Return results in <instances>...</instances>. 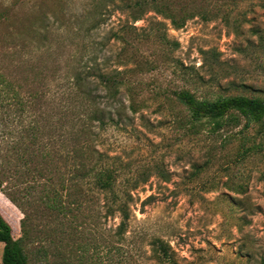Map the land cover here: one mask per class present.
<instances>
[{
    "label": "rangeland",
    "instance_id": "rangeland-1",
    "mask_svg": "<svg viewBox=\"0 0 264 264\" xmlns=\"http://www.w3.org/2000/svg\"><path fill=\"white\" fill-rule=\"evenodd\" d=\"M172 3L195 6L206 15H197L177 29L164 21L165 41L134 43L133 58L153 62L155 67L144 74L134 69L133 86L142 88L133 92L135 112L127 113L121 125L106 127L94 140L106 162L118 166L117 189L132 176L147 180L130 190L131 217L125 237L142 242L146 264H156L151 250L159 241L178 264H264V127L246 128L241 120L214 131L205 123L189 129L185 110L172 99L177 89L189 90L198 98L264 97V0ZM92 4L93 0H0L3 80L21 96L60 104L70 92L65 84L84 47L75 39V23ZM112 14L95 32L98 36L118 19L128 18L125 12ZM161 19L149 12L134 25L149 28ZM15 26L23 29L21 34L12 31ZM112 46V50L118 47ZM155 90L171 98L157 97ZM5 136L0 121L1 146ZM102 203L100 197L101 212ZM0 214L13 237H20L24 215L1 191ZM86 214L84 209L80 238L56 248L54 239L59 237L53 222L37 213L34 225H27L31 264H43L42 248L52 264L50 255H66L74 242L101 241L104 233L99 227L114 230L119 221L114 217L105 223L101 215L99 227L90 234ZM2 249L0 243V264ZM70 262L77 264L73 257Z\"/></svg>",
    "mask_w": 264,
    "mask_h": 264
},
{
    "label": "trees",
    "instance_id": "trees-1",
    "mask_svg": "<svg viewBox=\"0 0 264 264\" xmlns=\"http://www.w3.org/2000/svg\"><path fill=\"white\" fill-rule=\"evenodd\" d=\"M172 1L93 0L89 12L75 23L78 35L75 39L84 47H80L71 78L65 84L70 92L60 99V104L40 103L37 98L21 96L15 86L0 76V115L3 116L0 121L6 128L3 146L0 145V191L24 215L19 222L20 237L15 239L10 225L0 214L1 264H31L26 249L27 225H34L37 213L53 222L59 237L58 241L54 239L53 247L58 248L64 245L63 241L69 243L80 238L84 209L88 211L85 218L90 219L92 226L87 230L90 234L95 232V226L99 227L101 215L105 223L108 218L117 217L116 228L99 227L104 233L100 235L101 241L93 238L84 245L78 241L66 255L52 253V264H71L70 257L77 264H146L142 242L134 236L133 242L129 241L125 234L131 217L130 190L147 180L136 181L132 176L117 189L118 166L106 162L107 156L96 149L94 140L106 127L121 125L127 113L135 112L133 92L142 88L133 86L134 69L144 74L155 67L153 62L141 63L133 58L134 43L165 41L164 21L177 29L197 15H206L197 11L200 8H181ZM115 11L127 13L128 18L118 19L105 35L98 36L95 32L100 31ZM149 12L162 19L149 28H136L134 23L143 20ZM41 24L45 26V21ZM22 30L15 26L12 31L21 34ZM112 43L118 46L115 50ZM155 91L157 97L171 98L163 91ZM172 99L185 110L189 129L205 123L214 131L236 126L241 120L246 128L250 124L264 127V97L198 98L189 90L177 89ZM62 165L67 169H60ZM100 197L103 212L97 205ZM154 245L151 255L156 264H178L166 244L159 241ZM41 251L43 264H51L48 251L44 248Z\"/></svg>",
    "mask_w": 264,
    "mask_h": 264
}]
</instances>
